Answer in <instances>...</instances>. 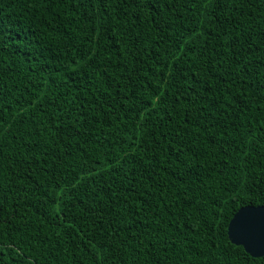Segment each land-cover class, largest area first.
<instances>
[{
	"label": "trees",
	"instance_id": "obj_1",
	"mask_svg": "<svg viewBox=\"0 0 264 264\" xmlns=\"http://www.w3.org/2000/svg\"><path fill=\"white\" fill-rule=\"evenodd\" d=\"M264 0H0V264H264Z\"/></svg>",
	"mask_w": 264,
	"mask_h": 264
},
{
	"label": "water",
	"instance_id": "obj_2",
	"mask_svg": "<svg viewBox=\"0 0 264 264\" xmlns=\"http://www.w3.org/2000/svg\"><path fill=\"white\" fill-rule=\"evenodd\" d=\"M228 233L252 257L264 256V206L241 208L230 221Z\"/></svg>",
	"mask_w": 264,
	"mask_h": 264
}]
</instances>
